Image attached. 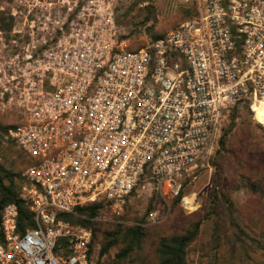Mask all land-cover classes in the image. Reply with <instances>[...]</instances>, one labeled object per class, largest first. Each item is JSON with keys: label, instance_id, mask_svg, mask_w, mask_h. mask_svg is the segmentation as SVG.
<instances>
[{"label": "built area", "instance_id": "1", "mask_svg": "<svg viewBox=\"0 0 264 264\" xmlns=\"http://www.w3.org/2000/svg\"><path fill=\"white\" fill-rule=\"evenodd\" d=\"M136 1L0 0V112L35 161L20 194L33 227L0 207V264H97L93 231L60 214L105 201L121 215L149 191L162 222L231 111L264 104V0H176L191 16L129 51L117 16Z\"/></svg>", "mask_w": 264, "mask_h": 264}, {"label": "rangeland", "instance_id": "2", "mask_svg": "<svg viewBox=\"0 0 264 264\" xmlns=\"http://www.w3.org/2000/svg\"><path fill=\"white\" fill-rule=\"evenodd\" d=\"M148 0H137L133 5L118 9L117 20L120 19L123 23L121 37H128L124 40V47L137 48L140 45L147 47L153 41L151 40L150 32L147 28L139 30L133 23L139 20L136 17L140 14L139 9L126 18V13L130 7L141 2V7ZM184 11V7L180 6L176 0H161L156 6L155 14L152 16L153 21L148 26H155V33H169L171 30L179 27L186 20L180 21V16ZM143 49V48H142ZM137 51V50H135ZM242 110V109H241ZM6 114L0 112V116L5 117ZM11 117V116H10ZM8 119L10 121L15 118ZM236 127L229 136L227 151L220 148V142L214 155L207 162L206 166L200 170L192 183V193L195 195V206L193 209L185 210L182 206V211L177 210L171 212L169 202V212L162 222L149 223V214L152 211L162 212L166 205L159 200L154 193L143 191L134 194L128 201L123 214L114 216H122L129 214L130 216L138 215L145 217L146 225H160L168 230L169 233L181 232L188 226L191 220V215L205 216L204 229L207 231L206 236H202L198 244L209 240L210 235H215L219 241V248L214 249L209 247L205 250L198 247L197 252L191 253L188 256L189 264H242L239 256L238 246L229 244V236L233 234L231 229V218L226 207L223 204L222 198L218 199V204H215V196L222 191L231 194L236 207V212L233 219L235 221H243L245 226H250L254 232H250V239H254V246L250 252L251 260L247 264H263L264 263V197L260 194H253L246 187H243L242 177L257 180L264 185V130L257 126L260 123L264 126V113L249 114L242 110L240 118L236 122ZM230 125L229 116L225 119L222 132L228 129ZM221 132V136H222ZM220 136V138H221ZM9 137L0 136V156L3 162L11 165L14 159V149L9 143ZM220 141V139H219ZM241 187V188H240ZM171 201V200H170ZM217 201V200H216ZM152 208L148 212L149 208ZM112 217V219H113ZM208 218V220H207ZM132 221H125L123 224H133ZM104 235L100 234L96 243V259L97 264L100 259V251ZM259 243V244H258ZM119 248H114L111 252L101 258L102 264H111L118 253ZM156 248L154 247L149 253L148 264L156 263Z\"/></svg>", "mask_w": 264, "mask_h": 264}, {"label": "trees", "instance_id": "3", "mask_svg": "<svg viewBox=\"0 0 264 264\" xmlns=\"http://www.w3.org/2000/svg\"><path fill=\"white\" fill-rule=\"evenodd\" d=\"M139 3L141 4V2H138L135 6L129 8L126 13V18L133 14L135 10L139 9L140 14L136 19L140 20L133 24L139 30L147 28L153 42L164 38L166 35L165 32L155 33L154 25L148 28L153 21L152 16L156 11L157 5L155 2L153 0L150 1L146 7H141ZM192 12L193 9L184 7L179 22L187 20ZM117 21L120 27L123 26L120 19ZM1 25L6 30L12 28V23H6L4 17H1ZM127 38L124 36L120 40L124 41ZM142 48H144L143 45H140L137 48H130L129 51L141 50ZM242 110L253 114L248 105ZM242 110L233 109L231 111L229 115L230 125L228 129L223 130L219 141L222 150H228L227 144L229 136L235 129L236 122L240 118ZM8 117H10L8 114L5 117L0 116V136L2 135L3 138L8 136L9 131L15 127V120L10 121ZM257 126L264 130L262 124L257 123ZM9 143L14 148L12 149L14 150V159H12L11 165H8L2 161L0 156V207L11 203L17 204L21 210V219L23 221L24 218L29 220V223L22 227L25 230L27 227H33V221L31 219L29 205L20 198L22 188L25 184L23 173L26 169L33 166L35 161L20 149L15 141L9 139ZM193 181L194 179L187 180L180 196L170 201V213H174L177 210L182 211L181 200L192 193ZM242 182L243 187L248 188L251 193L260 194L264 197V185L262 183L245 176L242 177ZM220 197L231 218L230 222L233 234L229 236V244L238 246L241 263L247 264L251 260L250 252L255 242L254 239H250L249 233L254 231L249 225L245 226L243 221H235L233 219L232 216L237 212L231 194L222 191L220 196H215V204H218ZM151 209L150 207L148 212ZM213 213L205 214V216L197 215L196 213L192 214L188 226L181 232L174 233H169L167 229L160 225H146L145 217L141 218L138 215L130 216L126 213L122 216L113 217L115 214H113L112 205L105 201L77 207L74 214H60L59 217L73 225L91 229L94 234L93 246H95L99 235H104L105 241L101 247L100 259L109 254L112 249L119 248L115 260L111 264H148L149 253L154 247L156 248L155 264H189L188 256L191 253L197 252L199 246H201L202 250L209 247L218 249L220 246L219 241L216 240L213 234L210 235L211 238L207 242L203 241L200 245L198 244L201 237L206 236L207 233L204 229L206 217L211 216ZM104 218L107 220H104ZM125 221H132L134 223L123 224ZM262 233L264 234V230ZM100 259L98 262L102 264Z\"/></svg>", "mask_w": 264, "mask_h": 264}, {"label": "bare ground", "instance_id": "4", "mask_svg": "<svg viewBox=\"0 0 264 264\" xmlns=\"http://www.w3.org/2000/svg\"><path fill=\"white\" fill-rule=\"evenodd\" d=\"M255 111H256L255 114L264 113V104L263 105H260V106H257L255 108Z\"/></svg>", "mask_w": 264, "mask_h": 264}]
</instances>
